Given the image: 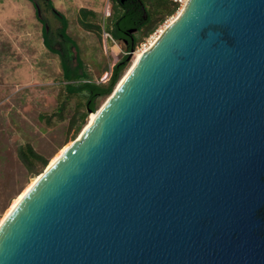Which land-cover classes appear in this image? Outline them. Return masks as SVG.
Here are the masks:
<instances>
[{
  "label": "water",
  "instance_id": "obj_1",
  "mask_svg": "<svg viewBox=\"0 0 264 264\" xmlns=\"http://www.w3.org/2000/svg\"><path fill=\"white\" fill-rule=\"evenodd\" d=\"M97 116L0 264H264V0H187Z\"/></svg>",
  "mask_w": 264,
  "mask_h": 264
},
{
  "label": "rangeland",
  "instance_id": "obj_2",
  "mask_svg": "<svg viewBox=\"0 0 264 264\" xmlns=\"http://www.w3.org/2000/svg\"><path fill=\"white\" fill-rule=\"evenodd\" d=\"M34 1L39 4L48 29L54 38L60 40V19L47 9L45 0ZM34 1L0 0V216L16 194L36 176L35 172H42L46 167L41 168L39 162H34L33 168L28 169L18 156L19 148L29 144L48 163L62 145L73 141V130H67L69 115L77 108L84 110L81 95L65 92L60 57L43 43V24L36 14ZM51 2L66 18L65 33L68 36L64 39L68 40L72 64L77 63V54L92 80L99 81L108 76L107 81L113 64L127 54L122 41L105 37V33H109L107 27L112 26L113 16L122 8L115 0ZM147 6L151 8L149 4ZM81 8L94 12L88 17L94 27L86 28L81 24ZM174 15L164 16L158 22L161 14H152L150 22L157 23V30ZM135 37L137 46L134 52L128 53L130 60L123 74L146 40L142 32L136 33ZM106 99L98 103V108ZM61 106L62 113L58 112Z\"/></svg>",
  "mask_w": 264,
  "mask_h": 264
},
{
  "label": "trees",
  "instance_id": "obj_3",
  "mask_svg": "<svg viewBox=\"0 0 264 264\" xmlns=\"http://www.w3.org/2000/svg\"><path fill=\"white\" fill-rule=\"evenodd\" d=\"M115 1L118 3V6L122 8V11L120 13H115L112 26L107 27V30L113 39L120 41H122L121 37L123 36V32L128 31L132 27L142 28V36L147 38L155 31L157 25L155 22H150L152 14H161V17L158 19V22H161L164 19V16L173 15L178 8V4L170 0H125L124 3H121L120 0ZM148 4L151 6L150 9L147 6ZM45 6L47 9L54 12V14L60 19L61 28L59 29V33L66 39V36L68 35L65 33L67 28L65 16L54 8L51 0H45ZM79 12L82 15L80 20L81 24L86 28L94 27V25L88 21V17L94 15V12L85 8H81ZM42 39L46 48L51 52L58 54L60 57L59 61L65 92L69 95L79 94L83 97L82 105L84 106V110L79 111L77 108L74 113L69 115L70 118L67 130L68 132L73 130L72 140H74L76 135L82 129L89 112H95L98 108V103L101 100L106 99L117 85L128 65V61L130 60L128 53L135 50V47L137 46V38L126 45L127 54H125L120 61L113 64L108 80L99 83L91 79L90 75L82 66L81 61H79L80 59L77 54H75V61L77 63L75 65L72 64V53L67 44L63 46L61 52L54 48L52 32L50 29L46 30L44 25L42 26ZM66 42H68V40ZM106 70L107 69H105V71ZM62 107L63 106L58 109V112L62 113ZM60 113L59 115H61ZM18 156L28 169L33 168L34 162H39L41 168H44L47 164V160L42 155L38 154L29 144L19 148ZM40 172L41 170L35 172V175Z\"/></svg>",
  "mask_w": 264,
  "mask_h": 264
},
{
  "label": "bare ground",
  "instance_id": "obj_4",
  "mask_svg": "<svg viewBox=\"0 0 264 264\" xmlns=\"http://www.w3.org/2000/svg\"><path fill=\"white\" fill-rule=\"evenodd\" d=\"M184 5L180 6V8L178 9V11L175 13V15L173 17H171L169 20H167L165 22L164 25L160 26L159 29L156 31V33L154 35H152V37L148 40V44L146 46H143L139 49V51H137L135 53V55L132 58V64L131 66L126 70V72L122 75V77L120 78V80L118 81L117 85L115 86L114 91L111 93V95H109L107 97V99L100 105L99 108H97V110L95 112L90 113L89 115H87V122L85 123V125L82 127L79 136L77 137V140L81 139L83 137V135L85 134V132L93 125L94 121L96 120V118L98 117L97 115H99L102 111V109L104 108V106L108 103V101L111 99V97H113L115 95V93L118 91V89L121 87V85L124 83L125 79L127 78V76L129 75V73L131 72V70L133 69V67L136 64V61L140 58V56L142 55V53H144L146 50H148L152 45H154V43L158 40V38L161 36V34L165 31V29L175 21V19L178 18V16L182 13L183 9H184ZM148 39V38H147ZM73 141L68 142L64 145H62L57 152L52 156V159H50L45 167L46 171L47 169H49L50 167L52 168V166L56 163V161H58L62 155L64 154V152L70 147V145H72ZM43 176V171L36 175L35 177L31 178L29 180V182L20 190V192H18V194H16V196L13 198V200L8 204L7 208L3 211V213L0 216V227L1 225L4 224V222L6 221V219L9 217V215L14 211V209L19 205V203L22 201V199L25 197V195L32 189V187L39 181V179Z\"/></svg>",
  "mask_w": 264,
  "mask_h": 264
},
{
  "label": "flooded vegetation",
  "instance_id": "obj_5",
  "mask_svg": "<svg viewBox=\"0 0 264 264\" xmlns=\"http://www.w3.org/2000/svg\"><path fill=\"white\" fill-rule=\"evenodd\" d=\"M34 1V0H33ZM125 2V1H124ZM123 2V3H124ZM37 3L36 1L33 2ZM39 5V4H38ZM35 7V6H34ZM40 7V6H39ZM36 10V8H35ZM41 10V9H40ZM37 14V11H36ZM38 16V15H37ZM39 20H41L42 24L45 26L46 21L41 17H38ZM131 29H134L133 32H129V31H124L123 32V36L121 37L123 44L127 45L129 42H132L136 37L135 34L141 32L142 28H136V27H132ZM60 36V40L54 38L55 35L52 33V38L54 39V43L57 45L56 49H58L60 52L62 51V48L65 44H67V42L65 41V39L62 37V35L59 33Z\"/></svg>",
  "mask_w": 264,
  "mask_h": 264
},
{
  "label": "built area",
  "instance_id": "obj_6",
  "mask_svg": "<svg viewBox=\"0 0 264 264\" xmlns=\"http://www.w3.org/2000/svg\"><path fill=\"white\" fill-rule=\"evenodd\" d=\"M170 1H172V2H174V3H177L178 4V8H177V10H176V12L178 11V9L180 8V6H182V5H184V4H186V2H187V0H170ZM175 12V13H176ZM167 21V20H166ZM165 21V22H166ZM158 30V29H157ZM157 30H155L152 34H150L148 37H149V39L152 37V35H154L155 33H156V31ZM105 37L106 38H109V39H111V40H113L112 39V36L109 34V33H105ZM147 37V38H148ZM147 38H146V40L144 41V42H142L141 43V47L142 46H145V45H147L148 44V40H147ZM131 52H134V51H131ZM131 52H129V53H131ZM108 77V76H107ZM107 77H103V78H101L99 81H96L97 83H99V82H105L106 81V79H107Z\"/></svg>",
  "mask_w": 264,
  "mask_h": 264
}]
</instances>
